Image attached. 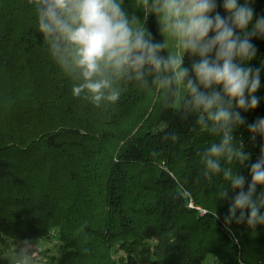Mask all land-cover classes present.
<instances>
[{
  "label": "trees",
  "instance_id": "obj_1",
  "mask_svg": "<svg viewBox=\"0 0 264 264\" xmlns=\"http://www.w3.org/2000/svg\"><path fill=\"white\" fill-rule=\"evenodd\" d=\"M216 2L227 15L223 0ZM249 6L252 23L264 17V0ZM122 7L163 41L140 0H123ZM37 26L29 0H0V243L55 232L63 245L56 264H203L207 256L221 264H264V225H226L240 190L222 176L203 175L200 153L219 136L200 130L194 114L176 110L180 105L165 106L155 86L121 82L120 99L107 107L74 97L76 82ZM251 42L257 52L246 63L261 70L259 104L239 110L245 124L233 132L250 159L222 160L245 177V191L264 146L247 130L264 118V37ZM194 59L185 53L183 66ZM261 192L264 185L257 186Z\"/></svg>",
  "mask_w": 264,
  "mask_h": 264
},
{
  "label": "clouds",
  "instance_id": "obj_2",
  "mask_svg": "<svg viewBox=\"0 0 264 264\" xmlns=\"http://www.w3.org/2000/svg\"><path fill=\"white\" fill-rule=\"evenodd\" d=\"M29 2L37 13V33L55 62L76 82L74 97L107 107L120 99L121 82H136L141 88L163 90L165 106L171 107L182 87L184 94L176 110L185 117L194 114L200 130L219 136L200 153L204 177L222 176L231 189L240 190L228 207L225 224L246 222L250 229L264 225L260 211L264 193L256 195L257 186L264 185V146L250 165L246 191L245 177L222 166V160L244 165L250 159L243 141L236 140L233 132L245 124L239 110L259 104L254 93L261 86V70L246 62L257 52L251 38L264 37V17L252 23L254 10L249 0L243 4L223 0L221 7L227 15L216 11V0H140L144 18L155 16L162 42L154 41L140 18L128 14L123 0ZM165 37L178 52L167 50ZM185 53L196 58L190 67L183 66ZM247 130L251 140L257 135L264 139V118L249 124ZM42 252L38 239H25L13 245L11 257L5 258L9 264H41Z\"/></svg>",
  "mask_w": 264,
  "mask_h": 264
},
{
  "label": "rangeland",
  "instance_id": "obj_3",
  "mask_svg": "<svg viewBox=\"0 0 264 264\" xmlns=\"http://www.w3.org/2000/svg\"><path fill=\"white\" fill-rule=\"evenodd\" d=\"M156 19V18H155ZM155 28L158 31V23L154 24ZM160 34V33H159ZM163 38V37H161ZM167 45H168V51L169 52H178V50L174 46V42L171 40H168L167 37L164 38ZM166 52V51H165ZM167 55V53H166ZM184 94V89L181 87L179 95L175 98L174 105L179 106V100L182 98ZM28 240L35 241L38 239V247L43 249L42 255L40 257L41 264H56V258L58 257L59 253L61 252V248H63V245L60 241H58L57 234L55 232H51L49 236L47 237H40V238H27ZM25 240V239H24ZM23 240H16L12 238H6V240L2 243H0V264H9V261L5 256L11 257L12 248L13 245H19ZM213 256V255H212ZM203 264H221L220 261H218L217 257H209L207 256Z\"/></svg>",
  "mask_w": 264,
  "mask_h": 264
},
{
  "label": "built area",
  "instance_id": "obj_4",
  "mask_svg": "<svg viewBox=\"0 0 264 264\" xmlns=\"http://www.w3.org/2000/svg\"><path fill=\"white\" fill-rule=\"evenodd\" d=\"M191 205V204H190Z\"/></svg>",
  "mask_w": 264,
  "mask_h": 264
}]
</instances>
